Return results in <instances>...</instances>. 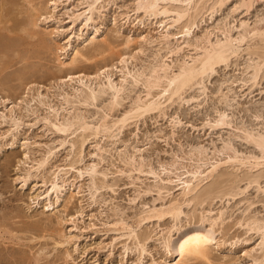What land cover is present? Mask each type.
Wrapping results in <instances>:
<instances>
[{
  "label": "rangeland",
  "instance_id": "374dc122",
  "mask_svg": "<svg viewBox=\"0 0 264 264\" xmlns=\"http://www.w3.org/2000/svg\"><path fill=\"white\" fill-rule=\"evenodd\" d=\"M14 1H16L15 5L11 7L9 3L5 4L0 0V5L5 4L0 8V12L3 10V16L5 13L8 16L11 12L6 10L8 5L9 10H11L10 8L14 9L11 13L16 10L13 13L14 16H8L9 21L3 23L5 18L1 17L2 19H0L2 20V23L0 22V111L4 109L1 99L8 98L5 103L7 108L17 105L16 116L21 120V125L17 130L11 134L8 133L9 135L4 139H0V264H163L161 258L169 256V254L163 249L157 237H159V231L162 228L165 229L173 224L169 218L162 219L163 221L160 222H156L155 219L143 222L141 230L151 231L150 235L152 236L146 242L147 251L144 254H139L129 243L130 241H125L124 237H120V232L114 230L112 222L122 213V216L127 218V222L130 223L136 212L153 204L159 205L161 203L160 196H165L164 190L162 195L158 192L162 184L160 177L165 178L168 174L173 176L175 174L172 173L176 171L183 173L189 168L191 169L194 164L201 163L196 159L193 146L202 145L206 149L205 154H208L209 157L213 156L225 141L240 153L246 155L257 153L254 145L243 139L242 130L248 128L253 132L264 131V76H259L255 84L243 83V79L249 76L244 67L250 62V57L242 51L240 56L232 58L233 60L231 59L227 66H216L212 76L204 79L206 87L204 94L199 95V87L190 88L183 94L185 100L189 99L188 102L180 101V103L176 100L170 105L167 104L166 112L164 111L160 115L155 112L143 115L139 119L130 120L119 133L114 129L116 131L114 133H117L114 137L105 133L91 136L85 143L82 153L79 154L76 149H71L69 142L64 146L59 145L63 134L45 125L43 121H38L37 117L45 113V108L38 101H31L36 89L43 93L44 100L54 104L55 107H62L59 109L60 118L67 117L74 112H81L89 117V121L102 120L101 117L104 116L107 120H111L112 116H118V113L121 114L122 110L130 105L131 98L133 99L137 95L144 96L143 84L139 83L134 86L131 85L132 83L129 84L128 80L121 82L122 84H119V88L123 89L119 92L122 99L121 106L115 107L116 110H114L115 108L109 109L106 94L100 96L95 105H82L72 99L75 101L67 106L61 104V95L68 92L72 96L73 87H76L77 84L75 81L60 82V74L63 78L65 77L63 74L71 69L72 73L80 72L82 74L83 71V73L86 72L85 74L94 75L97 71L95 69L101 68L99 65L103 64V61L104 63L108 62L107 66L109 67H112L113 64L114 67L118 66L117 68L120 69L122 66L117 62L121 58L120 54L125 51L130 55V57H126L124 63L125 72L131 70V73H136L145 70V67L148 68L150 64L156 62L154 59L159 58V55L158 57L154 56V52L158 51L166 58V62L171 66L174 65L172 67L175 68L177 60L183 57L190 60L189 55H195L197 50L183 44L181 51L169 55L165 45L157 42H143L141 36L148 32L153 33L155 20L144 16L141 12L136 15L132 11L137 0L136 2L135 0H105L100 3V6L98 5V9L93 11L89 21L84 16L77 20H73V17L86 9L90 0H55L57 9L54 12L51 8V1L29 0L33 5L41 6L42 12L50 16L45 23H39L37 30L57 29V32L54 30L56 34L51 36H46L44 33L34 37L30 36V32H27L26 29L17 27L26 16L30 6L28 5L29 1ZM237 2L238 0H227L221 6L215 7L210 15L206 14L203 18L198 19L191 32V37L196 38V36L199 37L204 32L210 31L213 40L223 38L224 35L218 28L222 25L236 27L232 30V34L236 36L237 32L241 30L239 28L240 20H245L249 25H253L257 17L264 15V0L255 2L249 11H245L243 8L235 9L238 5ZM125 13L129 14L128 19L123 18ZM166 21L168 22V20ZM14 26L16 27L14 28ZM176 29V27H171L170 32H175ZM94 35L96 44L100 40L107 48L111 47L105 52L104 57L84 62L77 61L73 69L62 67L56 60V46H66L67 50L69 39L72 45L79 44L83 49L87 46H85L87 42L82 45L81 42ZM127 36L136 40L128 50L122 44ZM175 43V40H171L170 46L173 47L176 45ZM9 44L7 49L6 46ZM159 48L161 49L158 50ZM69 50L70 48L67 51ZM58 53L61 59L65 58L64 54L66 53L63 50H59ZM252 59L255 60L253 56ZM114 67L110 70L114 74V80L118 83L122 73ZM55 75L58 79H55ZM99 77L102 79L103 74L98 76L96 81L100 80ZM236 79L238 81L232 84L231 82ZM28 86L31 88L30 90L33 89L32 87L35 90L28 92ZM219 90L222 94H219ZM31 93L33 94L31 95ZM224 93L228 94L227 100L224 99L225 97L223 98ZM194 95L199 96L198 100L190 99ZM25 97L30 101L28 106L23 102ZM218 110L226 112L230 125L211 128L208 121L214 120ZM172 120L177 121L175 128H172ZM8 128L10 126L6 124L0 125V133L5 132ZM70 137L67 140L73 138ZM48 150L54 151L47 163L48 166L46 165L45 169L36 170L35 160ZM133 152L135 157L137 156V161L142 160L143 172L129 171L130 168L125 165V158ZM217 154V156H224L221 152H217ZM71 163L74 164L72 165L75 166L74 168L71 167ZM171 163L173 164L171 165ZM89 166L99 171L105 170L106 180L109 183H114V186L100 188L95 192L92 189L94 193L91 196L90 178L84 171ZM149 167L156 170L159 177L147 173ZM230 167L227 168L228 171L237 172V177L234 178L235 184L238 182L237 184L241 188L246 186V180H243L244 175L255 172L257 174L260 171L259 174L262 173L263 176L261 174L262 177L259 178L258 183L249 184L242 194L232 197L224 195L214 197V199L206 198L208 202L205 200L202 204L197 201L189 205L185 204L184 211L195 217L188 221L184 214L181 215L179 225L189 226V229L182 228L179 236L173 233V245L170 252L173 253L176 250V253L172 259H167V262L187 264L184 263L182 253L186 249V238L195 233H199L201 237H199L198 245L193 248H198L195 249L196 251H204L205 256L197 255L188 264H251V260L245 252L250 251L253 255L260 253V249L257 247L260 240L258 234L253 230H248L244 224L241 225L238 221L251 216L264 218L263 166L251 170L245 166V168L241 167L243 169L238 168L239 170L232 167L233 170H230ZM163 168L165 169L163 170ZM54 171L58 172L59 179H64V183H60L63 184L61 188L63 191L58 203L54 204V209L44 210L42 204L44 205L46 200L43 194L49 187V179L54 176ZM24 178L26 184L23 185ZM97 182L99 183V180ZM214 184L216 183L212 180L209 186ZM53 196L51 197L52 201L55 200ZM208 208H212L213 216H216L218 209L224 211L222 223H219L220 220H218L217 224L210 226L208 222H201L200 215L203 210ZM71 215H73L72 220L69 217ZM38 219L41 223L38 229L44 237L29 240L31 235L39 236L40 234H38L37 227L36 230L34 229L35 231L33 230L35 233L26 231V228L34 223L32 220ZM65 219L66 221H64ZM26 224L29 225L26 226ZM8 226L10 227L8 228ZM193 226H198L195 231H193ZM9 229L13 231L10 232L12 237L10 233H7ZM53 230L60 239L70 233L75 238L66 245L54 246L49 237L53 236L51 233L54 232ZM177 242H181V244L177 246ZM125 243L129 246L126 251L123 247ZM218 244L222 246L223 250L217 248ZM40 247H45L44 255L38 257L36 251ZM177 254L179 255L176 256ZM35 257L39 258L36 262Z\"/></svg>",
  "mask_w": 264,
  "mask_h": 264
},
{
  "label": "bare ground",
  "instance_id": "6f19581e",
  "mask_svg": "<svg viewBox=\"0 0 264 264\" xmlns=\"http://www.w3.org/2000/svg\"><path fill=\"white\" fill-rule=\"evenodd\" d=\"M49 1H51V8L54 12L57 9V2L55 0H48V2ZM104 1L105 0H90L87 4V8L84 9L82 12L75 14L73 20H77L82 16H84L87 21L91 20L93 11L95 9H98V5L100 6V3ZM226 1L227 0H137L136 2L135 0L136 5L132 11H134L136 15L139 12H141L143 13L144 16H148V18L155 20V24H154L155 26L153 28L154 34L152 32H148L147 34L144 35L141 34L142 36L140 35L141 38L143 39V42H147V43L157 42L161 45L163 44L165 45L164 47L167 49V54L169 55H174L177 54L179 51H181L183 49L182 46L183 44H185V46L187 45L192 47V49L197 50V52L199 53L196 52L197 55L195 54L193 56L189 55L190 60L185 59V57L177 60V63H175V68H173L174 65H172L173 66L172 67L169 63H167L166 58H164L163 55H160L159 51L154 52V56L158 57L159 55V58H157V60L154 59L156 62L152 63V65L150 64L148 68L145 67V70L136 73H131L130 72L131 70L125 72L126 69L124 68L125 67L124 63L126 62V57L127 58L130 57V55L127 54V51H125L124 48L127 50L130 49L132 44L134 45V42L136 41L133 37L127 36L125 40L122 42L124 46L123 50L125 52H123V54L121 53L122 55L120 54L121 58L120 60L118 59L119 61L117 62L122 66V68L120 67V69H118L117 68L118 66L114 67L115 65L112 64V67L117 68L118 71L122 73L120 81L118 80L120 83L119 82L117 83V81L114 80L113 78L114 74L111 73L110 70L112 67L107 66L109 65V63L108 62L104 63V61L103 64L99 65V67L101 66V68L98 69L97 67V69H95V71L96 70L97 71L96 73L94 72L95 73L94 75L85 74L86 72L83 73V71L82 74L80 72H79L80 74L79 73L77 74L74 72L72 73L73 70L71 71V69L69 70V72L66 70L67 71L65 72L66 74L65 73H64L65 75L63 74V76L65 77L62 78V75L60 74L61 76L59 78L60 82L68 83L69 81L70 82L75 81L77 85L76 87L75 86L73 87L74 93L72 94V96L68 92H64L63 94L61 93L62 95L60 94L62 97L61 104L68 106L73 101L76 100L78 103L82 105H89V104L95 105V102L98 100V98L106 94V96H108L107 103L108 106L110 107L109 109L113 110V108L117 106L119 108V106H121L120 104L122 100L121 95H119V92L121 90L120 89L121 87L119 88V84H122L121 82H126L127 80L129 84L132 83L131 85L134 86L135 85L137 86L139 83L143 84L145 88L144 96L137 95L133 99L131 98L132 101L130 105L124 108L121 114L118 113L117 114L118 116L115 117L112 116V119L110 118L111 120H107L104 116L101 117L102 120L97 119L98 121L93 122V121H89L88 120L89 117H87L84 113L81 112H74L72 114H69V116L67 117L60 118L59 115L61 116V114L59 113V109H61L62 107L61 108H59L60 106L55 107L54 104L52 105L50 102L44 100L43 93H41L38 89H36V91L33 92L35 94L31 93V95L33 94L31 101L32 100L38 101L39 103H41L40 105L44 106L45 108V113L42 116L37 117L38 121H43L45 125H48L53 129H55L56 131L63 134V138L60 140L59 145L64 146L66 143L69 142L71 149H76L77 153L81 154L85 143L88 141V139L91 136H97L100 133H105L110 137H114L116 136L115 134L119 133L124 126L128 125L130 120H135V118L139 119L141 116L149 113L158 112V114L160 115L164 113L166 107H168L167 104L170 105L174 101L176 102V100H178L179 102L180 101L188 102L189 99L185 100L183 94L186 90H189L190 88L199 87L200 88L199 95H201L202 93L204 94L206 91V87L204 85V79L206 77L212 76L211 74H213V71L215 70L216 66L218 65L227 66L229 61L232 58L240 56L239 54L242 51H244L250 57L249 60L250 62L248 61L249 63H247L246 66L244 67L245 71L249 73V76L246 79H243V83H248V82H251V84L257 83L258 77L262 75L264 76V15H262L259 18L257 17V20L254 21L253 25H249L248 22L245 20H240L239 28H241V30L237 32L238 34L236 36L232 34L233 28L236 27L234 26L227 27L226 25H222V27L218 26V28L224 35L223 38L221 37L213 40L211 38L212 33L210 31L204 32L199 37L197 36L196 38L194 37L195 39L191 37V32L193 31V27L195 26L196 21L200 18H203L204 15L206 14L210 15L215 7L221 6L222 4L226 3ZM260 1L263 0H238L237 2L238 5L235 9L243 8L245 9V11H249V9L253 6L255 2H260ZM2 2L5 4L9 3L11 7H13L16 1L2 0ZM31 3L32 1L28 2V5L30 6L29 9H27V13L24 20H21L19 24L18 22H15L18 24V26L15 23L14 24L17 27L20 26L21 29L23 28L26 29L27 32L29 31L30 36L32 35L33 37L36 35L38 36L42 35L44 33L46 34V36L47 35L51 36L55 33V31L57 32V29L55 30L54 28H51L50 30H47L46 28L43 31L37 30V28H39V23L41 22L45 23L50 18V16H47L42 12L43 10H41V6H36L33 5V3L32 4ZM5 4L0 5V8ZM7 8L6 10L11 12L14 10V9L12 10V8H10L11 10ZM15 8L17 9V7ZM8 11L6 12L8 13ZM2 12H0V19H2L1 17L5 18V20L3 18L4 20L3 23L5 21H9L8 16L10 15L14 16L13 14L14 12L13 13L9 12L10 14L8 16L6 13L3 16L4 13L2 14ZM123 16L124 19L129 18V14L127 13L123 14ZM166 20H168V22ZM0 22L2 23V20H0ZM16 26H14V28ZM171 27H176L177 28L176 31L170 32ZM95 39L96 37L94 35L91 38H86L83 40V42H81V45L82 43L85 44L87 42L85 44V46L87 45L86 46L87 49L86 47H83L82 49L81 48L82 46H80L79 44L72 45L68 39L67 47L70 48L69 51H67L68 48L66 50V46L61 47L60 45H58L55 47L56 60L59 62V64L62 67H65L67 69L68 68L73 69L77 61L80 62L82 60V62H84V61H89L90 59L92 60L98 57H104L105 52L108 51L109 48L111 47L107 48L106 46L103 45L102 42H100V40L96 44ZM193 39L194 41L191 42ZM171 40L176 41L175 43L176 45H174L173 47L170 46ZM9 46L10 44L6 46L7 49ZM141 46L142 45L140 44V49L142 50ZM6 47L4 46V48ZM4 48L2 47V49ZM160 49L161 48H159L158 50ZM59 50L60 51L63 50L66 53L64 54L65 58L64 57L63 59L60 58V54L58 53ZM252 56L253 58H255V60L252 59ZM61 66L58 65V67ZM101 74H103V78L100 79L99 77L100 80L96 81V79H98L97 77L100 76ZM56 78L57 76L55 75V79ZM237 81L238 80L236 79L233 80L231 83L234 84ZM32 88L34 89V87ZM30 89L31 88L28 89V92L33 91V89L32 90ZM220 93L221 91L219 92V94ZM227 95H228L227 93L226 94L224 93L223 98L225 97L224 99H226ZM198 98L199 96L194 95L191 96L190 99L198 100ZM1 100L4 109L0 111V125L6 124L10 126V128H8L5 132L0 133V139H4L7 135H9L8 133L11 134L13 133L14 130H17L19 128V126L21 125V120L20 117L16 116L17 105L15 106L12 105L10 108H7V105L5 103L6 101H8V98H4ZM23 102H25L27 106L30 103V101L27 100L26 97L23 99ZM108 106L106 105V107ZM114 110H116V108ZM228 117L229 116L226 114L225 111L218 110L216 117H214V120L213 121L211 120L212 122L208 121L209 127L215 128L218 126L220 127L222 125H226V126L230 125V120L228 119ZM176 123L177 121L172 122V128H175ZM114 129L117 131V133H114L116 132L114 131ZM242 129L244 128L242 127ZM242 131H243V135H242L243 139L246 140V142L248 141L250 142V144L254 145V147L257 150V153L255 154L249 153V155L240 153L233 146H231L230 143L225 141L226 143L224 142L222 147L216 150L218 153L219 152L223 153L224 156L223 157L222 155L217 156L218 154L216 152L214 153L216 155L213 154V156L209 157L207 156L208 154L207 155L205 154L206 149L202 145L199 144L193 146V149L195 150L196 159L199 160V162L201 161V163L194 164L191 167V169L189 168L183 173L176 171L172 173L175 174L173 176H170L168 174L166 175L165 178L160 177V181L162 182V184L158 192L159 194H161L163 190L165 192V196H160L161 203L159 205L153 204L150 207H145L141 209L139 212H136L133 215L132 221L130 223L127 222V218H124L121 213V215L116 217V219L111 224L112 227H114V230L119 231L120 237H124L125 241L128 242L130 241L129 243L133 245L134 249H136L139 252V254L140 253L144 254L147 251L146 242L152 236L150 235L151 231L146 232L141 230L142 227L141 225L143 224V222L152 219H155L156 222H160L162 219L169 218L173 222V224L166 227L165 229L162 228V230L159 231L160 232L159 237H157L158 240L160 241L161 246H163V249L169 254V256H165L164 258H161V260L163 259L162 260L163 262L162 261L160 262H162L163 264H176V263L167 262V259H172L176 253V250L173 253L170 252V248L173 245L172 235L174 233L179 236L182 228L185 230L189 229V226L183 227L179 225V223L181 222L180 218L182 214L185 215V218H188L187 219L188 221L190 218L195 217L193 214L191 215L188 214L189 212L186 213L184 211L183 206H185V204L189 205L194 201L195 202L197 201L199 204H202L205 200L208 202L206 198L214 199V197L216 198L218 196L222 197L224 195L225 196L229 195V197H232L240 193L242 194V192L245 190V188H247L249 184L254 182L258 183L259 178L263 176L262 173H261L262 176L261 174H259L260 171L257 174H255L256 173L255 172L253 174L250 173L244 175L245 177L243 178V180L244 179L246 180V186L244 188H241L239 184H237L238 182L235 184L236 180L234 178L237 177V172L228 171L227 169L229 168V166H231L235 170L244 166L247 167L248 170L249 169L251 170L253 168L255 169L258 166L261 167L263 166L262 168L264 169V131L258 132L257 130V132H253V130H248V128ZM73 135L75 136L73 137ZM68 137L70 138L73 137V138L71 140H67ZM52 154H54V151L48 150L43 156L36 159L35 160L36 166H34L36 170L44 168L47 165V163H49L48 161L50 160ZM136 157L133 152V154H130L125 158L124 163L125 165L128 166V168H130L128 169L129 171L138 170L140 172L141 171L143 172L144 165L142 163V160L140 159L139 161H137ZM172 164L173 163H171V165ZM72 165L74 164L71 163V167H73ZM161 165L163 166V164ZM231 167L230 170H233ZM164 169L165 168H163V170ZM84 171L85 173L88 174L90 178L89 189L91 190V192L90 191L89 192L91 196H93V193L96 190H99L100 188H105V187L111 188L114 186V183H109V181L106 180L107 174L105 170L103 171L102 169V171H99L93 168L92 166H89L85 168ZM147 173L159 177L156 170H154L152 167H149V169L147 168ZM53 174L54 176L51 179H49V187L46 189V191L43 194L46 200V203L44 202L45 204L44 205L42 204L44 210L54 209V204L58 203V200L61 198L60 194L63 191L61 190L63 184L61 185L60 183H64V179L63 178L59 179L58 172L55 173L54 171ZM97 180H99V183L97 182ZM210 180L211 181L213 180L217 185L214 184L212 186H209V183H211ZM23 181L25 182L26 179L24 178ZM207 182L208 184H205ZM24 184H26V182L23 183V185ZM92 189L94 190V192H92L93 191ZM52 196L55 197L54 201L51 200ZM223 214L224 211L222 209H218L216 216H213L212 208H208L206 210H203V212L200 215V220L201 222H208L210 226H213L217 224L218 220H220L219 223H222ZM69 217L72 220L73 215ZM258 218L251 216L238 221L241 225L244 224L248 230H253L254 232H256V234H258V237L260 239L257 244V247L260 249V253L253 255L250 253V251L245 252V254L251 260V264H264V218H259V219ZM39 221H40L39 219L32 220V222H34L32 224L30 223L31 222L30 221L29 224H31V226H28L29 224H26V226H28L26 228V231H33L37 227L39 234L40 230L38 229V226L41 225ZM64 221H66V219ZM9 227L10 226H8V228ZM197 227L193 226V231H195ZM34 231L33 233H35ZM41 231H45V230H41ZM10 232L13 231L9 229L7 233L9 234ZM51 233H53L52 234L53 236L52 237L49 236V237L53 241L54 246L66 245L70 243L73 240V238H75V236L71 233L67 236L64 237L62 236L61 239L60 237L57 236V233H55V231ZM10 234L12 237L13 236L12 233ZM40 237H44L42 232L39 234V236L31 235V237L28 239L36 240L37 238ZM199 237H201V235L199 233H195L194 235L191 236L189 235L188 238H186V243H185L186 249L182 253V258L184 259V263L188 264V262L197 255L203 257L205 256L204 251L202 250L196 251L195 249L198 248H193L194 246L198 245ZM180 244L181 242L176 243L177 246H179ZM219 245L220 244L217 245V248L223 250L222 246ZM123 247L125 251L129 249V246H127L126 243L123 245ZM44 249L45 247H40L36 251L38 257L44 255L43 254ZM178 255L179 254H177L176 256ZM38 257H35V262L38 261L39 259Z\"/></svg>",
  "mask_w": 264,
  "mask_h": 264
}]
</instances>
